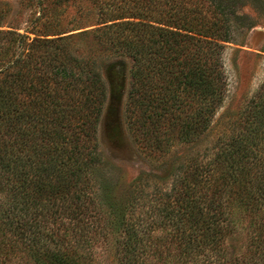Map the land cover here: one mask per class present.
Instances as JSON below:
<instances>
[{
  "label": "trees",
  "instance_id": "trees-1",
  "mask_svg": "<svg viewBox=\"0 0 264 264\" xmlns=\"http://www.w3.org/2000/svg\"><path fill=\"white\" fill-rule=\"evenodd\" d=\"M249 2L264 6L0 0V264H100L99 249L116 264H264V81L215 156L145 206V188L107 182L98 137L106 70L128 63L125 122L148 156L207 132L229 93L225 48L257 25ZM234 203L250 218L241 252Z\"/></svg>",
  "mask_w": 264,
  "mask_h": 264
},
{
  "label": "rangeland",
  "instance_id": "rangeland-1",
  "mask_svg": "<svg viewBox=\"0 0 264 264\" xmlns=\"http://www.w3.org/2000/svg\"><path fill=\"white\" fill-rule=\"evenodd\" d=\"M10 1L16 6L18 0ZM77 10L76 6H72L68 19L75 17ZM243 11L252 15L257 25L241 38L240 44H227L224 68L229 83L228 96L216 113L210 129L192 143L176 141L166 152L148 156L140 142L135 140L136 136L129 134L125 122L130 63L123 69L120 66L107 68L105 76L109 84V99L98 133L104 160L108 164L102 172L108 183L117 185V191L123 197H130L131 187L137 183L136 186L139 187H134L133 190L136 193L141 187L145 188L144 194L136 195L141 206H145L150 200L161 196L162 191L170 189L173 183H178L175 169L190 175L191 166L215 156L218 148L232 137V122L244 110L245 100L264 81V6L258 8L249 2ZM186 169L189 172H184ZM3 196L5 195L0 192V197ZM231 214L235 230L228 237L227 244L231 250L241 252L247 244L250 218L245 207L237 203L231 205ZM98 260L100 264L117 262L111 250L99 249ZM18 264L32 263L24 258L18 260Z\"/></svg>",
  "mask_w": 264,
  "mask_h": 264
}]
</instances>
